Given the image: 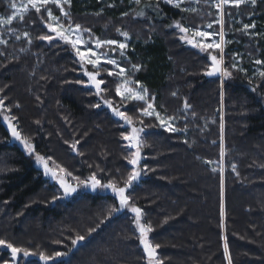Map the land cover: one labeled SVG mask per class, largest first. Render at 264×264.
I'll list each match as a JSON object with an SVG mask.
<instances>
[{
    "label": "trees",
    "instance_id": "16d2710c",
    "mask_svg": "<svg viewBox=\"0 0 264 264\" xmlns=\"http://www.w3.org/2000/svg\"><path fill=\"white\" fill-rule=\"evenodd\" d=\"M155 6L159 17L141 21L125 4L73 0L64 22L98 38L128 33L134 50L126 65L138 69L131 79L173 122L167 132L152 121L139 184H130L131 150L122 142L130 127L102 106L104 98L124 102L121 82L105 77L99 93L87 86L71 50L42 40L48 33L34 12L1 31L0 264H148L146 245L156 264H264V0L225 9L223 83L208 78L207 56L166 32L176 21L204 26L215 13ZM8 8L0 0V14ZM144 109L134 102L120 112L131 126ZM3 114L32 150L12 144ZM37 158L100 187L128 184L125 209L117 216L118 202L86 185L67 201L39 171L51 164Z\"/></svg>",
    "mask_w": 264,
    "mask_h": 264
},
{
    "label": "rangeland",
    "instance_id": "374dc122",
    "mask_svg": "<svg viewBox=\"0 0 264 264\" xmlns=\"http://www.w3.org/2000/svg\"><path fill=\"white\" fill-rule=\"evenodd\" d=\"M105 2L115 3L119 5L125 4L128 14L133 12L135 20L146 21L150 14L156 13V1H162L163 3L176 7L180 12L196 13L200 10V6L207 7L208 10L215 13V20L209 21L204 26L197 28H187L180 21L171 23L166 29L170 37L174 41H180L181 45L186 49H193L196 52L207 56L209 59L208 71L212 69L211 59L215 57L222 65V83L225 78V48L226 40L223 32V18L225 9L227 6H242L251 5L255 6V3L262 0H247L242 2H230L228 0H104ZM10 14H0V44L3 38L1 31L10 29L12 23L22 19L30 12L37 14L42 26L47 30V35L42 40L47 44L61 43L67 46L74 56L79 61L80 74L89 86L91 80H99L101 85V91L103 86H106L105 77L116 78L121 82V85L117 88V96L121 101L117 105L113 104V101L104 98L102 106L111 109L117 108L121 111L124 107L130 108L131 103H141L145 105V109L138 111L142 117V120H132V125H129L127 120L123 121L125 126L130 127L128 132L122 136V142L127 150L130 152V165L134 167L131 173L130 184H133V180L136 176H139L144 180L146 173L141 169V164L144 163L146 144L144 142L145 135L153 127L152 121H157L161 126V129L167 132L174 131L173 122L171 120L163 119L159 113L156 112L154 106V98L151 97L147 88L131 79V72L133 69H137L133 65L128 67L126 64H130L131 54H133L134 44L128 33L118 30L116 32L119 39L114 37L107 38L106 35L103 38L96 37L92 32L81 29L74 25H65V21L70 20L69 8L73 4V0H7ZM59 14V15H58ZM255 26V25H254ZM254 26L249 31L254 30ZM11 33V32H10ZM261 34L264 36V28L261 27ZM264 38V37H263ZM126 65V66H125ZM138 70V69H137ZM249 71V70H247ZM252 76L257 77L262 73L258 66H254L250 70ZM100 91V92H101ZM4 101L0 103V107L3 111ZM116 109V110H117ZM4 112V111H3ZM6 114V113H5ZM127 118L128 115L125 114ZM2 120L9 123L7 117L3 114ZM19 133V132H18ZM20 135V134H19ZM139 138L140 146L136 149H131L132 139ZM17 146L28 152L34 148V145L21 139L16 142ZM40 162H46L51 164L52 168L58 173V178L62 180H68L73 184L88 186L91 183V179L78 180L70 175V173L64 168L58 167L49 159L37 158ZM39 164V163H38ZM42 164H39L40 166ZM136 167V168H135ZM41 173V172H40ZM42 174V173H41ZM80 186V187H81ZM86 186L84 190H86ZM62 191V189L59 187ZM80 188V192L83 189ZM129 190L128 184L119 189H114L112 185H102L99 187V195L112 196L119 205L117 216L125 209L127 205V193ZM109 191L111 192L109 194ZM145 238L141 241V246L145 244ZM148 264H156V261L149 260Z\"/></svg>",
    "mask_w": 264,
    "mask_h": 264
},
{
    "label": "water",
    "instance_id": "95a60500",
    "mask_svg": "<svg viewBox=\"0 0 264 264\" xmlns=\"http://www.w3.org/2000/svg\"><path fill=\"white\" fill-rule=\"evenodd\" d=\"M211 63H212L213 67L208 74V78L209 79L221 78V76H222V65L220 64V62L215 57H213L211 59ZM89 87L92 88L97 93H99L101 91V85L97 80H91ZM1 110H2V108L0 107V112H1ZM112 114L116 120H118L120 122L125 121L124 116L122 115V113L119 110L112 111ZM125 127L129 128L127 126H125ZM6 128L8 130L9 135L12 136V144H15L20 139V135L17 131V128L14 127L13 125H11L10 123H6ZM138 141H139V138H137V137L132 139L131 149H136L140 146V143ZM39 171L42 173V175L44 176V179L46 181H48L51 186H53L55 184V182H58L61 185V189H62L64 198L67 201H71L73 198L77 197V195L79 194L80 189L77 185L71 184L68 181H63V180L57 179V175H58L57 172H55L48 165H46V164L40 165ZM139 179H140L139 177H136L134 179V181L136 180L139 183ZM98 186H99V184H97V183L93 184L90 187L89 192L92 195H95L97 190H98ZM146 232H148V231L143 230V231H140L139 233H140V235H143ZM144 252H145L148 260H153V259L155 260L157 257L155 251L147 245L144 247ZM59 261H61V260H59Z\"/></svg>",
    "mask_w": 264,
    "mask_h": 264
},
{
    "label": "flooded vegetation",
    "instance_id": "af4514ba",
    "mask_svg": "<svg viewBox=\"0 0 264 264\" xmlns=\"http://www.w3.org/2000/svg\"><path fill=\"white\" fill-rule=\"evenodd\" d=\"M55 185H57L58 187H61V185L58 182H55ZM86 189L89 192L90 188L88 189V187H87Z\"/></svg>",
    "mask_w": 264,
    "mask_h": 264
},
{
    "label": "bare ground",
    "instance_id": "6f19581e",
    "mask_svg": "<svg viewBox=\"0 0 264 264\" xmlns=\"http://www.w3.org/2000/svg\"><path fill=\"white\" fill-rule=\"evenodd\" d=\"M125 120H127V119H125ZM128 121V120H127ZM129 122V121H128ZM129 124H130V122H129Z\"/></svg>",
    "mask_w": 264,
    "mask_h": 264
}]
</instances>
